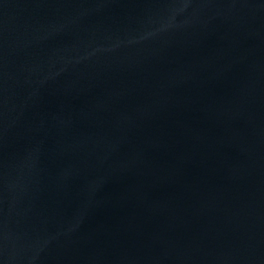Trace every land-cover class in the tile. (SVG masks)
Returning <instances> with one entry per match:
<instances>
[{
	"label": "water",
	"instance_id": "obj_1",
	"mask_svg": "<svg viewBox=\"0 0 264 264\" xmlns=\"http://www.w3.org/2000/svg\"><path fill=\"white\" fill-rule=\"evenodd\" d=\"M0 264H264V0H0Z\"/></svg>",
	"mask_w": 264,
	"mask_h": 264
}]
</instances>
